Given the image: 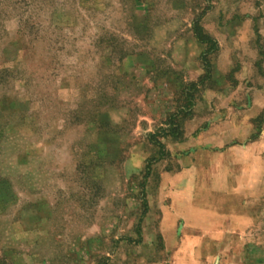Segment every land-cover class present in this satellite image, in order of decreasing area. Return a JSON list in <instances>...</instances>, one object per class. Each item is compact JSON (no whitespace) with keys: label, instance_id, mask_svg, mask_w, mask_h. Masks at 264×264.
<instances>
[{"label":"rangeland","instance_id":"1","mask_svg":"<svg viewBox=\"0 0 264 264\" xmlns=\"http://www.w3.org/2000/svg\"><path fill=\"white\" fill-rule=\"evenodd\" d=\"M170 216L264 264V0H0V264H170Z\"/></svg>","mask_w":264,"mask_h":264},{"label":"crops","instance_id":"2","mask_svg":"<svg viewBox=\"0 0 264 264\" xmlns=\"http://www.w3.org/2000/svg\"><path fill=\"white\" fill-rule=\"evenodd\" d=\"M208 190L210 193L216 192L219 195L228 194L232 191L229 185L224 186V188H209ZM180 211L182 212L183 210ZM174 220L175 218L170 216L167 226L164 225V228L161 226V235L165 242H168L170 239L177 241V248L172 253L173 260L170 264H205L207 259L204 260L197 256V252L204 245V242L217 241L218 243H223L230 240L234 232V227L230 222H224L221 226L207 223L202 226L203 230L194 231L193 228H188L186 223H184L185 225L182 228L176 229L177 223ZM162 250L167 252L169 250L168 245H165ZM209 255L211 256L212 254ZM213 261L217 263L216 259Z\"/></svg>","mask_w":264,"mask_h":264},{"label":"trees","instance_id":"3","mask_svg":"<svg viewBox=\"0 0 264 264\" xmlns=\"http://www.w3.org/2000/svg\"><path fill=\"white\" fill-rule=\"evenodd\" d=\"M194 29L197 32L196 37L198 38L200 42L208 44L210 48H213L214 46H216V40L204 31L200 23H195Z\"/></svg>","mask_w":264,"mask_h":264}]
</instances>
